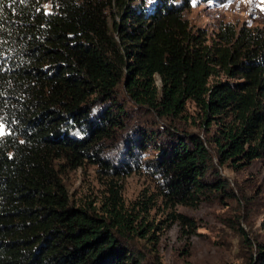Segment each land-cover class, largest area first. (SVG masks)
I'll list each match as a JSON object with an SVG mask.
<instances>
[{
  "label": "trees",
  "instance_id": "obj_1",
  "mask_svg": "<svg viewBox=\"0 0 264 264\" xmlns=\"http://www.w3.org/2000/svg\"><path fill=\"white\" fill-rule=\"evenodd\" d=\"M189 5L0 0V264H161L135 253L152 226L132 217L157 198H233L212 153L234 169L264 158V25L219 22L207 42ZM219 71L226 79L209 83ZM189 105L215 125L212 151L175 125ZM83 163L110 176L141 169L153 192L126 210L109 180L100 208L71 202L62 174ZM168 219L195 226L173 209ZM247 257L264 264V248Z\"/></svg>",
  "mask_w": 264,
  "mask_h": 264
},
{
  "label": "rangeland",
  "instance_id": "obj_2",
  "mask_svg": "<svg viewBox=\"0 0 264 264\" xmlns=\"http://www.w3.org/2000/svg\"><path fill=\"white\" fill-rule=\"evenodd\" d=\"M44 7L48 9L47 4ZM184 17L192 29L204 30L209 42L219 22L230 21L236 27L242 23L264 25V0H190ZM224 79L226 76L219 71L211 75L208 82ZM155 83L158 85L157 78ZM178 121L175 124L178 128L197 133L204 138V146L212 151L210 137L214 124L205 127L200 112L192 105L183 111ZM162 134L161 130L157 136ZM211 164L219 175L227 179L225 185L235 196L222 202L201 201L194 207L179 203L168 207L157 198L146 211H139L136 218L132 217L135 226L142 222L152 226L145 234L151 235L149 239L138 235L134 239L135 253L154 258L161 264H246L249 253L253 257L258 247L264 248V158L256 157L234 169L226 162L218 163L215 153H212ZM62 176L71 202L86 201L97 208L106 200L109 180H114L119 186L126 210H136L134 201L141 198L143 191L153 192L151 180L141 169L110 176L104 175L94 165L83 163L66 169ZM172 209L194 219L192 231H187V227L181 229L177 221H169L168 213ZM243 236L251 241V247L245 246L248 243L242 239Z\"/></svg>",
  "mask_w": 264,
  "mask_h": 264
}]
</instances>
